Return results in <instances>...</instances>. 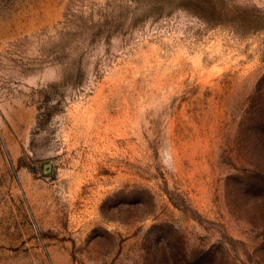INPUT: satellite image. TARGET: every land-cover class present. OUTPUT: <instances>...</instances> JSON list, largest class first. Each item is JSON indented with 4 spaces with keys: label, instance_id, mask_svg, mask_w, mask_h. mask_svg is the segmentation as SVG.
<instances>
[{
    "label": "rangeland",
    "instance_id": "374dc122",
    "mask_svg": "<svg viewBox=\"0 0 264 264\" xmlns=\"http://www.w3.org/2000/svg\"><path fill=\"white\" fill-rule=\"evenodd\" d=\"M0 264H264V0H0Z\"/></svg>",
    "mask_w": 264,
    "mask_h": 264
}]
</instances>
